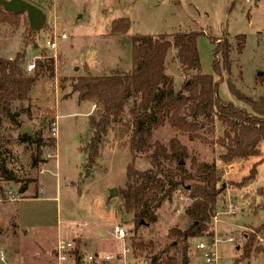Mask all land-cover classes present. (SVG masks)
<instances>
[{
    "label": "rangeland",
    "instance_id": "1",
    "mask_svg": "<svg viewBox=\"0 0 264 264\" xmlns=\"http://www.w3.org/2000/svg\"><path fill=\"white\" fill-rule=\"evenodd\" d=\"M27 1L44 12L45 23L41 30L33 32L23 13L18 14L16 27L0 24V57L9 59L24 52L26 68L33 60L52 56L53 67L52 75L40 69L29 100L14 102V119H4L1 124L0 160L17 181L0 178V264H57L54 246L58 240L71 242L82 254H108L111 264L115 262L113 254H120L125 246L127 262L144 264V258L134 257L130 251L132 215L121 211L117 196L132 159L139 170L150 167L148 155L152 149L134 153L130 150L133 118L140 111L139 96L128 100L121 121L108 127L98 156L89 161L84 148L91 138L88 117L94 106L78 99L73 80L87 71L92 75L129 72L133 66L132 44L127 39L132 35L201 30L204 35L196 39L200 72L212 73L213 48L224 45L229 51L230 71L222 70L217 54L220 73L215 74V79L222 80L218 96L246 108L231 95L226 79L245 95L257 97L264 92V0ZM122 17L130 22L127 34H111V21ZM242 35L245 42L239 53L235 46ZM55 37V49L47 48L46 40ZM164 64L174 90L186 94L182 82L189 73L181 72L173 48L167 51ZM27 72L31 74L33 70ZM196 121L199 138L168 122L156 128L148 123L145 126L151 129V142L158 140L167 145L176 137L186 146L189 155L183 162L187 170L199 162H215L223 194L214 206L210 234L190 239L188 257L193 256L195 264H206L196 249L202 242L207 249L216 251L218 259L214 264H232L243 237L264 223V196L257 193L259 188L264 192V141L259 145L260 155L225 165L218 158L226 151L220 139L227 127L212 114L198 116ZM24 127L29 130L24 133L33 136L37 145L31 140L20 141L19 136L24 134L20 129ZM259 160L255 179L240 185L242 177ZM163 164L168 168L176 165L170 159L163 160ZM113 190L115 196L111 194ZM189 202L186 194L177 189L171 200L157 209V222L134 235L164 244L170 228L186 225L182 214ZM230 210L235 212L230 214ZM117 227L127 231L124 242L116 236ZM258 240L264 248V236ZM242 264H264V253Z\"/></svg>",
    "mask_w": 264,
    "mask_h": 264
},
{
    "label": "trees",
    "instance_id": "2",
    "mask_svg": "<svg viewBox=\"0 0 264 264\" xmlns=\"http://www.w3.org/2000/svg\"><path fill=\"white\" fill-rule=\"evenodd\" d=\"M2 23L16 27L19 15L0 8V24ZM129 27L128 18H116L111 21L110 33L125 35ZM201 35H204L201 30L177 31L171 35H132L127 39L132 44L133 66L129 72L113 71L107 75H92L87 71L73 80L72 87L78 99L92 102L94 106L93 113L88 117L91 138L84 148L89 161L98 156L108 127L121 121L128 100L134 95L139 96L140 111L133 118L130 150L134 153V150L152 149L148 155L150 167L139 170L132 159L126 166L125 183L117 189V196L121 201V211L132 215L130 251L134 257L144 258V264H186L190 239L210 234L209 223L214 216V206L223 194V185L219 181L221 176L215 162H199L187 170L183 162L189 155L186 146L176 137L171 138L167 145L158 140L151 142L152 132L145 124L156 128L168 122L173 128L199 138L196 134V118L215 115L227 127L220 139L226 151L218 158L225 165L260 155L259 145L264 141V92L257 97L245 95L230 79H226L231 95L245 104L246 108L221 100L218 85L222 80L215 79V74L220 73L216 55L220 54L222 70L229 72V51L224 45L215 46L212 51V73H201L196 46V39ZM241 37L242 40L235 46L239 53L245 42L244 36ZM170 48L174 50V58L177 59L181 72L189 73L182 82L186 94L175 91L172 78L165 73L164 62ZM24 58V52H17L9 59L0 57V128L4 119H14L15 114L11 111L14 102L29 100L30 90L40 69L44 68L52 75V56L36 60L31 74L23 66ZM19 138L22 142L31 140L37 145L35 138L27 133ZM263 158L264 155L261 159ZM166 159L175 161L174 168L164 166L163 160ZM260 161L252 165L248 174L242 177L240 185L255 179L256 165ZM0 178L17 181L14 173L1 160ZM177 189L190 200L182 214L187 220L184 228H170L167 232L168 241L164 244L136 237L134 234L140 228L157 222V209L164 201L171 200ZM257 193L264 196L262 188ZM263 207L264 205L261 206ZM260 236H264V223L243 237L232 264H242L252 256L264 253L258 240ZM78 260L77 258L75 264L79 263Z\"/></svg>",
    "mask_w": 264,
    "mask_h": 264
},
{
    "label": "built area",
    "instance_id": "3",
    "mask_svg": "<svg viewBox=\"0 0 264 264\" xmlns=\"http://www.w3.org/2000/svg\"><path fill=\"white\" fill-rule=\"evenodd\" d=\"M61 38H65L64 34L60 35ZM45 46L49 49L54 50L56 47V37L47 39L45 42ZM35 68V60L27 64L26 70L32 71ZM176 212L179 213L180 209H176ZM235 210H230V214H233ZM116 236L118 239L122 240L124 242L125 238H127V231L123 230L120 227H117L115 229ZM231 241V240H230ZM196 249H198L201 252V256L206 264H214L216 260L218 259V255L216 251L209 250L205 246L204 243L199 242L196 246ZM128 252V248L124 246L123 251L115 256V259H118L121 261V264H130L127 262L126 254ZM54 257L57 264H68V262H73V264L76 263L77 258L78 264H111V256L108 254L99 255L93 253H81L77 248L74 247V245L69 241L64 240H58L54 246ZM188 261L191 264H195L192 257H188ZM4 260V257L2 258ZM195 259V258H194ZM193 260V261H192Z\"/></svg>",
    "mask_w": 264,
    "mask_h": 264
},
{
    "label": "water",
    "instance_id": "4",
    "mask_svg": "<svg viewBox=\"0 0 264 264\" xmlns=\"http://www.w3.org/2000/svg\"><path fill=\"white\" fill-rule=\"evenodd\" d=\"M0 8L13 14L25 13L29 28L33 32L41 30L45 23L44 12L38 6L27 0H0ZM258 75H261V73H258ZM24 132H29L27 127L20 129V133ZM111 194L115 196L116 191L113 190Z\"/></svg>",
    "mask_w": 264,
    "mask_h": 264
},
{
    "label": "crops",
    "instance_id": "5",
    "mask_svg": "<svg viewBox=\"0 0 264 264\" xmlns=\"http://www.w3.org/2000/svg\"><path fill=\"white\" fill-rule=\"evenodd\" d=\"M39 4H43V3H39ZM190 248V247H189ZM189 253V252H188ZM114 256H116V255H119V254H113ZM113 264H121V261L120 260H118V259H115V262L113 263Z\"/></svg>",
    "mask_w": 264,
    "mask_h": 264
}]
</instances>
